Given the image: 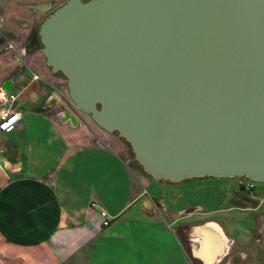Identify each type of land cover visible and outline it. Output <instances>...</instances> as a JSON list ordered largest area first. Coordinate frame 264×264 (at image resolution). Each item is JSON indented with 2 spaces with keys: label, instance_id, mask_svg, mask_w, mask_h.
Instances as JSON below:
<instances>
[{
  "label": "water",
  "instance_id": "95a60500",
  "mask_svg": "<svg viewBox=\"0 0 264 264\" xmlns=\"http://www.w3.org/2000/svg\"><path fill=\"white\" fill-rule=\"evenodd\" d=\"M36 34L73 106L150 179L264 184V0H65Z\"/></svg>",
  "mask_w": 264,
  "mask_h": 264
},
{
  "label": "crops",
  "instance_id": "0c3cea01",
  "mask_svg": "<svg viewBox=\"0 0 264 264\" xmlns=\"http://www.w3.org/2000/svg\"><path fill=\"white\" fill-rule=\"evenodd\" d=\"M64 1L0 5V89L16 95L13 108L20 113L15 129L0 133V264H213L225 247L226 224L207 219L210 211L200 205H171L147 194V180L125 166V145L116 135L76 117L71 125L53 111L61 105L63 78L50 73L38 49L27 46L32 30ZM39 4L46 7L31 8ZM83 179L95 180L99 190L83 195L76 189ZM146 198L153 208L142 206ZM99 211L109 217L107 225L102 226ZM238 217L234 230L246 222L241 213ZM260 217L264 221V213ZM178 223L186 225L191 241L198 228L200 245L208 226L220 228L221 246L209 259L192 242L188 252L180 245L181 255L174 256ZM257 247L263 252L250 264H264V248Z\"/></svg>",
  "mask_w": 264,
  "mask_h": 264
},
{
  "label": "rangeland",
  "instance_id": "374dc122",
  "mask_svg": "<svg viewBox=\"0 0 264 264\" xmlns=\"http://www.w3.org/2000/svg\"><path fill=\"white\" fill-rule=\"evenodd\" d=\"M62 79V78H61ZM61 90L62 93L60 95V99H61V105L58 106V109L56 110L53 109V111L56 112H61L63 110H66L68 113H70L71 115H74L78 120L86 122L89 125H96L88 115L82 113L81 111L77 110L72 102L69 100L68 96H67V92H66V88H65V81L64 79H62L61 82ZM100 128V127H99ZM115 135V134H114ZM117 136V135H116ZM124 157L126 159V162L124 163L125 166H127V168L131 169L132 171H136L139 172L142 176H144V178L147 180L146 184V192L149 195L154 196L157 200L159 201H163V202H168L171 205H177V206H182V205H200L201 209L203 211H207L210 213H208L207 215V219H211L212 221H214V223H218L221 222L223 224H226V229L229 233H233V231L235 232V226L238 224V213L242 212V210H235L234 207H241V206H247L250 205L249 202H246L244 204H240L237 206L236 203H234V196L233 194L231 195V193L233 191H235V187H234V183L233 186H231L230 188H226L229 184V181H232V179H223V178H200V179H191V180H187V181H182V182H178V183H168V182H162V181H154L152 179H150L148 176H146L145 174L142 173L139 165L132 159L131 154L129 153V151L127 150L126 146H125V154ZM83 185H81L80 183L76 184V189L78 191H80L83 195H86L88 191H91L92 193H95L96 191H98V187L95 184V180H88L87 183H84V179L82 180ZM256 183V182H255ZM260 184V183H257ZM93 185V189H90L89 187ZM264 186V184H262ZM141 186V185H140ZM142 188V186H141ZM98 189V190H97ZM102 191H104L103 188H101ZM144 192V191H143ZM228 192V193H227ZM227 194V195H225ZM253 195H247L248 199L251 200V197ZM88 198V196H87ZM89 199L86 202V205L89 209H93L90 204H89ZM92 201L95 203V212L98 213V210L100 209L97 201H95L94 199H92ZM162 208V207H160ZM133 208H130V210H128V214L130 215L132 212ZM244 211V210H243ZM238 212V213H237ZM183 213L180 214H176L174 218H179L181 217ZM107 218H109L107 216ZM169 219H172L171 217ZM244 221V219H242ZM250 220L248 219V221L246 220V222H249ZM179 228L176 226L175 227V232L178 235V238L180 240V243L177 241L176 238H174V240L178 243L179 247H172L170 249V251L172 252V254L175 255H181V251H180V245H182V247L188 252L187 247L189 245V243L194 241H191L190 238H187L185 236V224H178ZM218 225V224H217ZM104 226V225H102ZM219 226V225H218ZM169 228V227H168ZM130 229V226H127V231ZM121 232V231H120ZM124 232V230L122 231ZM194 233H196V231H194ZM259 233V236L261 237V240L259 242V247H263L264 248V230H257V226L256 224L253 225V229H249L247 232H245V236L247 238L254 236L256 234ZM226 238H227V243H230V240H233L234 238V234H228L226 233ZM236 238V237H235ZM193 240V239H192ZM248 250L250 252L251 246H250V240H248ZM258 245H256L255 247H252L251 253H256L257 251L263 252V250H261V248L257 247ZM199 248V247H197ZM197 248H194L197 249ZM224 250H222L221 252H219L215 262L213 264H218V260L220 257V254L223 253ZM181 264V262H180Z\"/></svg>",
  "mask_w": 264,
  "mask_h": 264
},
{
  "label": "flooded vegetation",
  "instance_id": "af4514ba",
  "mask_svg": "<svg viewBox=\"0 0 264 264\" xmlns=\"http://www.w3.org/2000/svg\"><path fill=\"white\" fill-rule=\"evenodd\" d=\"M233 183L235 184V191L231 193L234 196V203L238 205L244 204L249 202L250 205L241 206V207H234L235 210H242L241 213L243 219L249 222H245L244 227L242 229H237L233 233H229L228 231L224 230V235L226 237V233L234 234L233 240H230V243H225L224 251L221 257L220 264H233L235 260H238L237 264H250L255 253H251L252 247L259 244L261 237L259 233L247 238L245 236V232L249 229H253V225L256 224L257 230H264V221H262L261 217L264 213V186L262 184H257L255 182L251 183L249 188L244 187V178L232 179ZM240 181V182H239ZM233 186V184H231ZM229 186L228 188H230ZM228 193V192H227ZM247 195L250 196L251 200L248 199ZM244 210V211H243ZM179 224V223H178ZM176 225L179 228V225ZM246 237L247 240L242 242L241 238ZM236 237V238H235ZM248 240H250V252L248 250ZM227 241V238H226ZM190 253V249H189ZM231 259V260H230ZM219 263V261H218Z\"/></svg>",
  "mask_w": 264,
  "mask_h": 264
},
{
  "label": "built area",
  "instance_id": "2783aa9c",
  "mask_svg": "<svg viewBox=\"0 0 264 264\" xmlns=\"http://www.w3.org/2000/svg\"><path fill=\"white\" fill-rule=\"evenodd\" d=\"M10 47V45H8ZM16 95L0 89V133H9L20 121V113L13 108ZM240 182V181H239ZM251 181L245 179L244 187L249 188ZM102 217V225H107L108 221L103 211H99Z\"/></svg>",
  "mask_w": 264,
  "mask_h": 264
},
{
  "label": "bare ground",
  "instance_id": "6f19581e",
  "mask_svg": "<svg viewBox=\"0 0 264 264\" xmlns=\"http://www.w3.org/2000/svg\"><path fill=\"white\" fill-rule=\"evenodd\" d=\"M146 203L148 202L145 201L144 204ZM206 229H207V232H205L204 234H201L202 235L201 246L203 250L205 251V253L207 254L206 257H208L209 259V256L212 257V254L210 253H213L215 251L214 250L215 248L221 246V238L219 236L220 228H217L216 226L212 225L211 227L208 226ZM223 240H225V238H223Z\"/></svg>",
  "mask_w": 264,
  "mask_h": 264
},
{
  "label": "trees",
  "instance_id": "16d2710c",
  "mask_svg": "<svg viewBox=\"0 0 264 264\" xmlns=\"http://www.w3.org/2000/svg\"><path fill=\"white\" fill-rule=\"evenodd\" d=\"M36 28L37 27H35L33 30H32V32H31V34H30V36H29V38H28V40H29V45L27 46V51H29L30 50V48L32 49V48H36V49H38L39 47H40V42H39V39H38V36H37V34H36ZM55 76H57V77H61V78H64L62 75H61V73L60 72H55V73H53ZM85 114V113H84ZM87 115V114H86ZM113 134H115L116 135V133L115 132H113ZM119 138V137H118ZM121 141H122V143L126 146V148H127V150L129 151V153L131 154V152H130V149H129V147H128V145H127V143L123 140V139H121V138H119ZM131 157H132V154H131ZM143 173V172H142ZM143 174H145V173H143ZM146 175V174H145ZM146 176H148V175H146ZM202 178H209V177H202ZM191 179H200V178H191ZM191 179H185V180H183V181H187V180H191ZM165 182H167V181H165ZM182 182V181H181ZM169 183V182H168ZM261 184V183H260Z\"/></svg>",
  "mask_w": 264,
  "mask_h": 264
}]
</instances>
